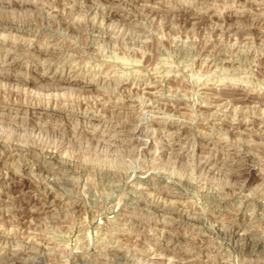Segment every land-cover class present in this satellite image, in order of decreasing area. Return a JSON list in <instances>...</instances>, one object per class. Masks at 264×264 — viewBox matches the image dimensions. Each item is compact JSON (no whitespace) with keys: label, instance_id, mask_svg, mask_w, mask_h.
<instances>
[{"label":"rangeland","instance_id":"1","mask_svg":"<svg viewBox=\"0 0 264 264\" xmlns=\"http://www.w3.org/2000/svg\"><path fill=\"white\" fill-rule=\"evenodd\" d=\"M0 264H264V0H0Z\"/></svg>","mask_w":264,"mask_h":264},{"label":"bare ground","instance_id":"2","mask_svg":"<svg viewBox=\"0 0 264 264\" xmlns=\"http://www.w3.org/2000/svg\"><path fill=\"white\" fill-rule=\"evenodd\" d=\"M46 108V107H45Z\"/></svg>","mask_w":264,"mask_h":264}]
</instances>
